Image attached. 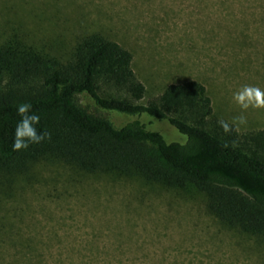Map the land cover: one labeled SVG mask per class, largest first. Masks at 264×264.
I'll return each mask as SVG.
<instances>
[{"label":"rangeland","instance_id":"rangeland-1","mask_svg":"<svg viewBox=\"0 0 264 264\" xmlns=\"http://www.w3.org/2000/svg\"><path fill=\"white\" fill-rule=\"evenodd\" d=\"M38 1L0 0V42L16 24L32 29L31 36L38 33ZM104 1H116L125 16L135 70L149 95L195 77L207 84L218 115L233 124L245 116L246 124L235 125L239 132L264 129V109L241 113L232 100L242 85L264 89L260 0ZM45 23L52 25L53 19ZM149 66L160 71V82ZM75 99L88 103L81 95ZM150 121L148 128L166 140L185 141L167 121ZM29 163L21 173L3 174V183L0 178V231L15 238L1 237L0 246L11 254L13 245L31 243L44 252L38 264H264V236L223 225L193 186L86 173L52 157ZM6 258L0 257L1 263L14 264Z\"/></svg>","mask_w":264,"mask_h":264},{"label":"trees","instance_id":"trees-1","mask_svg":"<svg viewBox=\"0 0 264 264\" xmlns=\"http://www.w3.org/2000/svg\"><path fill=\"white\" fill-rule=\"evenodd\" d=\"M38 2V33L31 36L32 29L16 24L0 42V178L52 157L86 173L193 186L223 225L264 236V129L239 132L217 114L207 84L195 77L169 82L149 95L135 70L127 22L116 1ZM48 17L52 25L45 23ZM149 67L160 82V71ZM79 95L86 105L76 102ZM20 103L32 105L40 116L38 129L51 138L14 152ZM150 119L167 121L185 141L166 140L148 128ZM221 121L229 124L228 132ZM11 234L0 231L1 242V237L15 239ZM13 246L12 254L0 246V257L14 264L44 258L31 243ZM17 255L26 260L16 261Z\"/></svg>","mask_w":264,"mask_h":264},{"label":"clouds","instance_id":"clouds-1","mask_svg":"<svg viewBox=\"0 0 264 264\" xmlns=\"http://www.w3.org/2000/svg\"><path fill=\"white\" fill-rule=\"evenodd\" d=\"M232 100L239 107L241 113L248 109H264V89L254 85H242L233 92ZM16 115L19 119L16 121L12 133V151L26 150L31 145L40 144L51 138L50 132L38 129L40 116L32 110L30 103H20L16 106ZM246 118L243 114L234 118L235 125L246 124ZM220 126L224 132H228L229 124L221 121Z\"/></svg>","mask_w":264,"mask_h":264}]
</instances>
